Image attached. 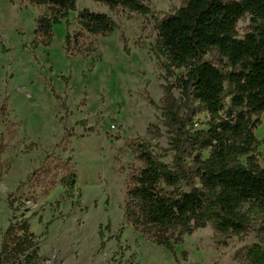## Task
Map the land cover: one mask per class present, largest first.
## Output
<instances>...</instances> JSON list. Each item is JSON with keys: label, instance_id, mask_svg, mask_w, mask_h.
<instances>
[{"label": "rangeland", "instance_id": "374dc122", "mask_svg": "<svg viewBox=\"0 0 264 264\" xmlns=\"http://www.w3.org/2000/svg\"><path fill=\"white\" fill-rule=\"evenodd\" d=\"M147 3L154 14L143 17L79 0L70 29L56 25L52 45L37 47V20L46 8L0 0V251L8 227L22 220L37 237L41 264H242L236 253L264 239V214L253 212L245 236L225 242L209 225L171 252L124 219L126 178L140 167L135 145L149 143L152 127L162 133L151 144L156 153L169 143L161 110L167 82L151 47L158 23L183 0ZM85 9L109 15L120 28L100 38L92 56L72 57L64 49L65 36L80 31L76 19ZM250 24V16L240 20V39ZM206 59L220 65L215 53ZM198 119L209 120L206 114ZM256 119L255 135L262 140L264 116ZM69 159L77 177L73 197L57 183V167ZM36 170L46 178L35 180Z\"/></svg>", "mask_w": 264, "mask_h": 264}, {"label": "trees", "instance_id": "16d2710c", "mask_svg": "<svg viewBox=\"0 0 264 264\" xmlns=\"http://www.w3.org/2000/svg\"><path fill=\"white\" fill-rule=\"evenodd\" d=\"M27 1L46 8L37 20L35 44L50 47L56 25L70 29V14L77 12L79 0ZM94 1L113 14H154L147 0ZM246 16L251 24L240 39L238 24ZM76 23L80 31H68L64 40L72 57L92 56L98 40L120 28L109 15L88 9L78 13ZM121 38L129 53L127 38ZM151 52L167 82L161 110L169 143L161 155L156 153L151 144L162 133L152 127L149 143L135 145L140 167L126 178V223L171 252L209 225L225 242L245 236L252 213L264 214L259 153L263 149L264 155V139L256 137L260 120H254L264 116V0H183L180 9L158 23ZM208 53H215L220 65L207 60ZM204 114L209 120L201 123L198 117ZM201 124L206 128L199 129ZM57 168L62 174L57 183L73 197L77 177L71 160ZM33 174L35 180L47 175ZM39 252L36 235L22 220L4 233L0 264H41ZM236 258L242 264H264V239L237 252Z\"/></svg>", "mask_w": 264, "mask_h": 264}]
</instances>
